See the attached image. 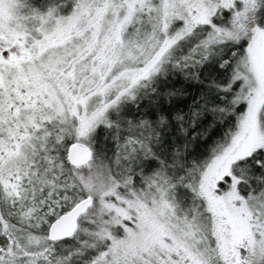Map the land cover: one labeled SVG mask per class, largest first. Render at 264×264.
<instances>
[{"label": "snow or ice", "instance_id": "6c2138e0", "mask_svg": "<svg viewBox=\"0 0 264 264\" xmlns=\"http://www.w3.org/2000/svg\"><path fill=\"white\" fill-rule=\"evenodd\" d=\"M0 264H264V0H0Z\"/></svg>", "mask_w": 264, "mask_h": 264}]
</instances>
